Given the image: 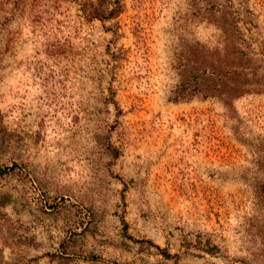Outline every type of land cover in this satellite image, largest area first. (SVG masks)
I'll return each instance as SVG.
<instances>
[{
    "label": "rangeland",
    "instance_id": "obj_1",
    "mask_svg": "<svg viewBox=\"0 0 264 264\" xmlns=\"http://www.w3.org/2000/svg\"><path fill=\"white\" fill-rule=\"evenodd\" d=\"M190 1L0 0V264H264V93L167 97Z\"/></svg>",
    "mask_w": 264,
    "mask_h": 264
},
{
    "label": "trees",
    "instance_id": "obj_2",
    "mask_svg": "<svg viewBox=\"0 0 264 264\" xmlns=\"http://www.w3.org/2000/svg\"><path fill=\"white\" fill-rule=\"evenodd\" d=\"M206 5L203 0H191L183 20L190 25H213L215 37L209 42L191 33L181 36L182 48L174 65L177 79L168 90V99H215L231 107L245 94L264 93V47L253 46L245 27L248 21L230 7L217 6L212 12Z\"/></svg>",
    "mask_w": 264,
    "mask_h": 264
}]
</instances>
